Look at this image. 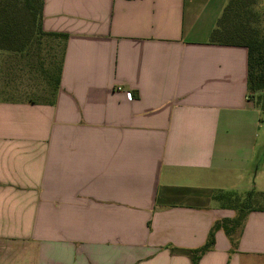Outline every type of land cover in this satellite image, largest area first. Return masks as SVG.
<instances>
[{"label":"crops","instance_id":"obj_1","mask_svg":"<svg viewBox=\"0 0 264 264\" xmlns=\"http://www.w3.org/2000/svg\"><path fill=\"white\" fill-rule=\"evenodd\" d=\"M225 1L43 0L62 68L51 100L0 98V264H191L236 217L260 110L246 49L208 39ZM197 264H264V210Z\"/></svg>","mask_w":264,"mask_h":264},{"label":"trees","instance_id":"obj_2","mask_svg":"<svg viewBox=\"0 0 264 264\" xmlns=\"http://www.w3.org/2000/svg\"><path fill=\"white\" fill-rule=\"evenodd\" d=\"M256 0H228L215 28L210 33V44L243 47L247 51V97L264 113V33L258 27L259 15L254 11ZM43 0H0V52L23 54L42 38L57 39L63 43L65 36L42 31ZM63 52V46H62ZM58 73L53 79V94L59 84ZM232 193L218 196L228 207L237 211L233 219L217 221L210 229L204 245L195 251H182L197 264L200 256L215 241V232L223 229L230 236L251 211L264 210V193L251 190L244 199Z\"/></svg>","mask_w":264,"mask_h":264},{"label":"rangeland","instance_id":"obj_3","mask_svg":"<svg viewBox=\"0 0 264 264\" xmlns=\"http://www.w3.org/2000/svg\"><path fill=\"white\" fill-rule=\"evenodd\" d=\"M226 2L227 0L224 6ZM254 11L259 15L258 27L264 33V0H256ZM209 16L206 9V12L201 14L200 23L203 24H199V27L206 30ZM61 56V41L51 38H42L23 54L2 52L0 98L14 101L35 99L37 102L51 100L52 83L58 73ZM250 100L254 103L252 99ZM258 116L262 119L264 113L259 112ZM255 136L256 145L251 156L246 159L244 164L246 171L243 173L250 177L247 183L250 187L244 185L248 180L246 178L242 184L248 190L258 191L264 189V125L260 122L255 129ZM254 174H257V179L253 183Z\"/></svg>","mask_w":264,"mask_h":264},{"label":"built area","instance_id":"obj_4","mask_svg":"<svg viewBox=\"0 0 264 264\" xmlns=\"http://www.w3.org/2000/svg\"><path fill=\"white\" fill-rule=\"evenodd\" d=\"M260 123L264 125V117L260 119Z\"/></svg>","mask_w":264,"mask_h":264}]
</instances>
